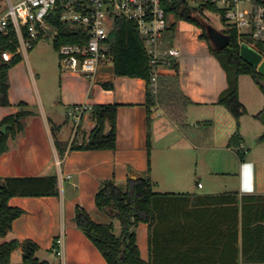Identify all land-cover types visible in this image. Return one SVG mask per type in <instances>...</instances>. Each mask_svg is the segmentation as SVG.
<instances>
[{"label": "crops", "instance_id": "obj_1", "mask_svg": "<svg viewBox=\"0 0 264 264\" xmlns=\"http://www.w3.org/2000/svg\"><path fill=\"white\" fill-rule=\"evenodd\" d=\"M4 8L0 7L1 12ZM200 36L198 30L175 45L180 50L179 88L191 102L185 118L173 119L160 104L151 109L150 177L152 190L159 196L155 202L157 221L152 228L140 223L133 232L141 258L152 264H236L235 196L239 201L264 196V158L241 159L231 145L236 133L245 140L251 134L258 139L264 134V94L249 75L239 77V97L247 113L238 125L231 112L218 104L220 95L228 88L227 74ZM29 53L9 72L11 106L0 107V123L20 110L19 103L27 104L34 115L24 120L22 132L15 138L9 137L7 150L0 154V177L57 175L60 195L12 198L10 205L25 213L14 222L5 239L31 240L40 247L37 253L40 261L60 264L54 242L64 233L63 264H108L77 227L74 217L76 209L81 208L97 223H113L115 233L120 235L119 221L99 212L95 197L106 181L125 188L128 179L147 176V83L139 78L116 77L114 67L108 65L99 69L95 83L79 73L62 70L59 97L48 101L59 114L51 118L45 108V95L34 77ZM259 54L264 62V56ZM175 74L170 68H162L163 76ZM98 104L120 106L116 149L69 150L80 139V130L82 139L88 138L95 122L87 113L79 131L73 127L68 131L71 122L67 112L75 105ZM62 109L66 112L63 122ZM52 124L61 127L59 138L68 143L63 158L55 146ZM241 139L239 145L243 143ZM220 151H232L239 156L238 188L203 191L205 187H200V182L197 186L191 185L190 178L197 176L201 169L206 167L212 172V167L205 164L204 155ZM238 208V262L242 264L246 256L252 258L249 264H264V201L257 215L255 211H246L248 226H259V232L247 227L244 250L241 202ZM256 258L260 259L256 261Z\"/></svg>", "mask_w": 264, "mask_h": 264}, {"label": "trees", "instance_id": "obj_2", "mask_svg": "<svg viewBox=\"0 0 264 264\" xmlns=\"http://www.w3.org/2000/svg\"><path fill=\"white\" fill-rule=\"evenodd\" d=\"M168 14L174 13L178 20L195 24L201 31L200 39L209 45L210 53L221 63L227 74L228 88L220 95L218 104L227 108L235 117L238 125L243 115L247 113L245 106L239 97V77L249 75L259 89L264 94V74L247 62L241 56L242 46L238 42L236 30L227 29L223 34L229 36V43L226 47H217L211 36L210 26L196 16V10L190 8L182 0H174L168 4ZM49 23L58 31V36L54 39V47L57 51L64 44H79L89 40L90 36L81 28H74L70 24L61 20V12L57 11L49 18ZM177 23H169L164 35L163 48L175 47L173 38L175 36ZM11 37V36H10ZM13 40L16 41L14 36ZM11 39V38H10ZM108 47V58L114 67L116 77L139 78L147 83V107H148V169L147 176L139 177L136 180L128 179L126 187L121 188L113 181H106L101 186L95 197V204L99 212L116 219L121 225V233H115L114 224H100L95 222L88 212L81 208L76 209L74 221L87 238L97 247L108 264H152L141 258L137 244L136 234L133 228L140 223H147L152 228L157 221L155 202L159 197L152 190L153 182L151 173V109L160 104L166 112L175 120H183L190 105L180 91L178 82V64L172 63L169 67L176 72L173 76H163L158 78L157 89L152 84V69L150 60L145 50L143 38L139 35L135 24L124 18L114 19V30L109 34L106 41ZM215 46V47H214ZM259 49L264 56V46L259 45ZM3 51L16 52L14 45L9 43V37L0 34V107L11 106L9 100V72L19 64L23 57L18 54L9 63L1 60ZM107 87V85H103ZM19 111L4 118L0 127L10 125L6 135L0 141V154L7 150L9 137L15 138L24 130V120L34 115L27 104L19 103ZM119 104H98L91 107L89 114L95 122L94 128L90 131L88 138L82 142L74 141L69 150L89 151V150H115L117 147V115ZM55 146L60 158H63L68 149V143L59 138L60 126L51 127ZM240 135L236 133L231 145L240 142ZM260 141H264V134ZM60 195L59 179L57 175L35 176V177H0V264H12V256L18 249L22 250L21 264H49L40 261L37 253L39 245L31 240L20 242L3 240L11 233L14 222L24 215L21 208L12 207L10 200L14 197H56ZM237 204L236 214V250L237 263L239 260L238 234H239V208L242 204V232L243 250L246 245V230L249 227L252 232H259V226H248V213L255 211L258 214L264 196H255L239 201L235 196ZM247 203L249 205H247ZM252 214V213H251ZM250 214V215H251ZM253 216V214H252ZM251 257L243 256L242 264H249ZM259 260L260 258H256ZM253 263V261L251 262ZM261 263V262H259Z\"/></svg>", "mask_w": 264, "mask_h": 264}, {"label": "built area", "instance_id": "obj_3", "mask_svg": "<svg viewBox=\"0 0 264 264\" xmlns=\"http://www.w3.org/2000/svg\"><path fill=\"white\" fill-rule=\"evenodd\" d=\"M174 0H6V10L0 16V34L9 37L16 52L3 51L1 60L9 63L15 55L22 57L42 38L53 40L58 31L49 23L51 15L61 12V20L74 28H81L90 36L86 42L64 44L59 48L63 70L83 75L91 83L98 71L110 64L106 41L114 30V19L124 18L135 24L143 38L152 69V84L157 89L162 68H169L180 57L178 48H163L164 35L169 26L168 4ZM194 10L206 8L220 12L227 29L236 30L241 46L262 53L264 46V0H182ZM11 36V37H10ZM12 36L16 39L13 40ZM11 38V39H10ZM91 107L75 105L68 112L75 131ZM60 164V162H58ZM202 187V184L199 185ZM65 234L55 239L54 251L63 264Z\"/></svg>", "mask_w": 264, "mask_h": 264}, {"label": "rangeland", "instance_id": "obj_4", "mask_svg": "<svg viewBox=\"0 0 264 264\" xmlns=\"http://www.w3.org/2000/svg\"><path fill=\"white\" fill-rule=\"evenodd\" d=\"M0 7H5L3 11L6 9V0H0ZM3 11L1 12L0 10V16L3 14ZM196 16L210 26V28L221 34H223L224 30H226V25L222 21L221 14L216 9L206 8L204 10H196ZM168 19L169 23H177L175 36L173 38L175 45H178L183 37L188 34H194L199 30V28L193 23L181 20L179 21L174 13L169 14ZM29 61L32 68L35 69L34 77L37 79L38 87L45 95L44 100L47 115L52 118V116L58 115L59 113H56L54 105H48V101L56 100L59 97L60 73L63 70L59 51H57L54 47V40L48 37L39 40L35 48H33L29 53ZM108 66L113 67L112 63L108 64ZM65 113L66 112L62 109L61 122L65 120ZM69 120L71 125L68 128V131L72 127L75 128L73 119ZM53 125L54 124H52V126ZM79 130L80 126L78 131ZM82 135L83 134L80 130L78 133L80 139L77 142L80 143L84 140V138L82 139ZM260 138H255V136L251 134L248 138H246V140L241 139L243 141L242 145L236 143L232 147L236 149V152L240 153L241 159H247L250 157L264 158V141H260ZM204 157L206 162L205 164H209L212 167V172H209L206 167L201 169V172H199L197 176L190 178L189 183H191V185L197 186V182H200L202 186L205 187L203 191L219 188H238L240 162L237 153L232 151H220L216 153H207ZM116 221L118 222V220ZM118 224L120 223L118 222ZM6 241L7 239L3 240V242ZM11 261L12 264L22 263V251L20 249L14 252Z\"/></svg>", "mask_w": 264, "mask_h": 264}, {"label": "water", "instance_id": "obj_5", "mask_svg": "<svg viewBox=\"0 0 264 264\" xmlns=\"http://www.w3.org/2000/svg\"><path fill=\"white\" fill-rule=\"evenodd\" d=\"M210 36H211L214 44L217 47L223 48V47H226L229 43V36L228 35L221 34L214 29L210 30ZM241 56L247 62H249L250 64L255 66L259 72L264 74V62H262L261 54H259L255 50L249 48L248 46L243 45L242 50H241ZM262 120L264 122V113L262 115ZM9 128H10V125H4L0 128V141H1L2 136L7 134ZM136 179H137L136 176L132 177V180H136Z\"/></svg>", "mask_w": 264, "mask_h": 264}]
</instances>
